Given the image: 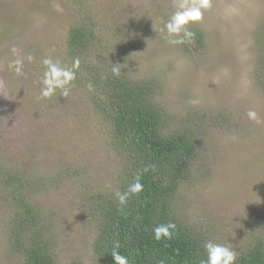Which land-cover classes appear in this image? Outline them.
<instances>
[{"label":"rangeland","instance_id":"rangeland-1","mask_svg":"<svg viewBox=\"0 0 264 264\" xmlns=\"http://www.w3.org/2000/svg\"><path fill=\"white\" fill-rule=\"evenodd\" d=\"M175 3L0 0V167H24L39 175L38 187L27 185V198L50 211L47 222L60 262L94 264L93 221L86 212L92 201L112 189L124 160L110 143L109 126L94 106L93 95L80 88L79 80L73 81L67 97L57 91L50 99L38 98L41 60L47 57L71 67L67 32L88 13L98 38L92 41L96 50L92 48L91 62L80 63L95 67L97 53L100 61L114 62L122 51L115 41L117 29L122 22L129 26L132 19L140 20L145 36L136 40L135 49L123 50L122 65L130 64L129 71L137 75L158 77L156 100L167 114L166 128L182 125L196 140L190 176L172 199L175 220L201 234L203 241L226 244L237 254L258 235L256 219L264 210V89L258 36L264 28V0H211L202 20L188 25L200 42L193 39L187 45L169 44L162 31ZM146 16L149 27L144 28ZM13 47L25 58L23 75L8 67L18 58ZM249 110L257 113L260 123L248 118ZM6 204L0 200V219L9 211ZM6 231L0 225V264H22L7 248Z\"/></svg>","mask_w":264,"mask_h":264},{"label":"trees","instance_id":"trees-1","mask_svg":"<svg viewBox=\"0 0 264 264\" xmlns=\"http://www.w3.org/2000/svg\"><path fill=\"white\" fill-rule=\"evenodd\" d=\"M147 17L144 28L149 27ZM91 19L92 15L88 13L68 29L66 45L72 61L79 58L80 62H91L92 41L98 38ZM117 32L116 45L121 46L122 51L116 53L114 62L106 64L100 61L97 53L95 67L80 63L76 71L80 88L93 95L94 106L109 126L113 149L124 157L112 189L104 192L97 202L92 201L91 210L86 212L93 221L91 251L94 264H114L110 252L117 241L120 251L129 257L130 264H200L202 259H206L203 249L206 241L201 234L193 233L188 226L177 222L170 212L176 191L190 176L196 140L187 127L166 128L167 114L156 100L161 88L158 77L144 73L137 75L129 71L130 64L122 65L123 50L128 46L135 49L136 40L145 36L141 21L134 18L129 26L122 22ZM258 36L264 89V28L260 29ZM193 39L200 42L197 34ZM113 64H118L119 76L112 74ZM89 84L92 85L91 90ZM4 168L0 167V200L7 203L9 211L0 219V225L7 230L8 250L19 255L22 264H83L75 259L60 262L56 258V242L49 231V219L47 222L50 211L27 198L30 196L27 185L38 187L42 181L35 178L39 175L35 171L26 172L24 167ZM137 176L143 191L130 195L121 210L114 193L126 191ZM256 220L258 235L252 237L249 245L237 255L236 264H264V210ZM169 221L176 225L172 239L154 240L153 227Z\"/></svg>","mask_w":264,"mask_h":264},{"label":"clouds","instance_id":"clouds-1","mask_svg":"<svg viewBox=\"0 0 264 264\" xmlns=\"http://www.w3.org/2000/svg\"><path fill=\"white\" fill-rule=\"evenodd\" d=\"M176 10L171 14L169 19L164 23L162 31L166 32L167 42L171 45L184 44L191 42L194 38V33L188 28L190 23L199 22L203 18V11L211 7V0H176ZM57 11H62L59 5H56ZM14 55L19 54V49L13 47L11 49ZM23 57L12 60L8 67L16 75H23L24 67ZM28 62L33 61V56L26 57ZM41 64L44 66L42 76V87L40 96L38 98L50 99L57 91L62 97H67L71 90L73 81L76 79V71L79 69L80 60L76 58L72 61L71 67L62 65L60 61H54L51 58H43ZM118 64H113L112 74L114 76L120 75V68ZM88 88L91 90L92 85ZM247 116L250 120L260 123L259 117L254 110H249ZM143 191V185L140 183L139 176L135 177L133 182L129 184L126 191L121 192L117 190L114 195L117 204L121 210L128 202L130 195H137ZM176 229L175 223L169 221L167 223H159L152 229V238L157 242L172 239ZM206 259H202L200 264H236L237 252L226 244L215 243L211 240L203 244ZM114 264H130L129 257L120 251L119 241L115 242L110 252Z\"/></svg>","mask_w":264,"mask_h":264}]
</instances>
